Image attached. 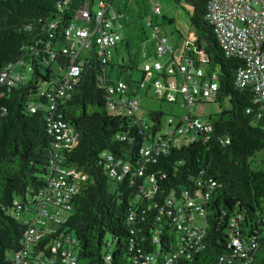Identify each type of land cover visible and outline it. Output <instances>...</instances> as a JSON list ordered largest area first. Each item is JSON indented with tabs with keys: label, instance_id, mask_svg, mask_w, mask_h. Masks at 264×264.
Returning <instances> with one entry per match:
<instances>
[{
	"label": "trees",
	"instance_id": "16d2710c",
	"mask_svg": "<svg viewBox=\"0 0 264 264\" xmlns=\"http://www.w3.org/2000/svg\"><path fill=\"white\" fill-rule=\"evenodd\" d=\"M109 1L0 0V264H14L16 254L26 264H264V107L251 86L236 85L243 60L220 46L206 0H184L195 36L184 52L204 53L192 64H206L203 77L218 88L212 101L189 105L183 96L184 115L208 129H184L182 116L162 133L161 110L143 118L127 106L131 98L139 104L138 85L153 65L121 62L116 43L95 42L98 33L88 43L65 34L71 25L90 32L101 10L105 31L121 40ZM72 43L73 53L64 52ZM169 67L164 76L178 71ZM158 82L157 95L172 102ZM201 102L220 110L202 121L190 113ZM28 230L41 235L26 242Z\"/></svg>",
	"mask_w": 264,
	"mask_h": 264
},
{
	"label": "built area",
	"instance_id": "2783aa9c",
	"mask_svg": "<svg viewBox=\"0 0 264 264\" xmlns=\"http://www.w3.org/2000/svg\"><path fill=\"white\" fill-rule=\"evenodd\" d=\"M152 1V10L156 13L159 12V6ZM207 3V19L212 25V30L216 35L220 46L224 50L225 54L230 56H236L243 60L244 65L237 70L236 73V85L245 86L249 85L253 88L257 99L262 102L264 107V0H206ZM105 1H100L99 6H104ZM103 12L101 10L96 11L94 28L89 32L82 27L70 26L65 30V34L77 35L83 43H88L90 36L98 35L95 37V42L104 48H109L116 43L119 39L120 33L116 31L106 32L105 30L109 28V21H105L102 24L101 15ZM78 15L82 18H88V12L86 6H82L78 10ZM53 24L49 25V28ZM75 28V29H74ZM96 31V32H95ZM155 35L157 32L155 30ZM75 43H72L70 48H64V52L73 53L72 47ZM189 47H187L188 49ZM172 46L165 42L164 37L158 38L156 42V52L162 54L164 52H170ZM77 53L74 52V57ZM105 57H109V51L105 53ZM156 69L161 68L159 62H155ZM145 68L148 69L149 65L145 64ZM179 70L184 73V82L180 86V91L185 95L186 102L192 105L193 101L198 97L206 100L212 101L215 93L217 91V83L215 80L210 79L204 81L202 84L196 83L193 80L194 69L187 67L186 64H181ZM77 67L72 66L70 68V74H76ZM196 75L203 74L202 70L195 69ZM5 72L0 74V81L4 80ZM214 78V74L213 77ZM155 93L160 94L161 85L156 82ZM124 85L120 83V87ZM171 99V98H169ZM123 101V100H120ZM119 101V102H120ZM116 103V102H115ZM111 102L110 105L115 104ZM127 106L131 107L133 110H137L138 101L135 98L129 99L127 101ZM186 122L183 120L185 128L197 127L198 129H208V125H203L197 120H190L186 115L184 116ZM152 191V187H149L147 193ZM62 196V195H59ZM56 201H60V197H56ZM64 201V200H63ZM64 208H68V204L63 202ZM198 229L193 231L195 234L198 233ZM189 233V231H187ZM41 232L26 231L25 241L28 242L31 238L38 239ZM238 240H233V245L239 247ZM244 255V253H242ZM14 264H26V260L23 254H16L13 257Z\"/></svg>",
	"mask_w": 264,
	"mask_h": 264
},
{
	"label": "rangeland",
	"instance_id": "374dc122",
	"mask_svg": "<svg viewBox=\"0 0 264 264\" xmlns=\"http://www.w3.org/2000/svg\"><path fill=\"white\" fill-rule=\"evenodd\" d=\"M133 5L128 9L127 11V21H126V26L122 29V31H125L128 35H130L131 39V48L133 52H137V47L138 45L144 44L145 46H148L150 48L151 42H150V36L152 33V29L149 27L147 23V18L145 17L146 14H148V10L146 7H142V3L138 0H132ZM151 3V12L153 13V25L155 24V18L157 19L156 23L158 24V29L160 30V33L162 36L165 35L167 38V42L171 43L172 45L177 44V46L173 50L174 57L177 61H174V65L177 66L178 71H175V74L173 73H167V80H169L170 87H175L178 84V94H177V99L174 102H168L164 96L162 95H157L154 91V86L153 84H149L148 81H144L143 84L138 85V91H137V97L139 99V104H138V109H137V114H140L143 118L147 116L148 110H161L164 115L162 117V125H161V132L165 133L168 131V129H172L175 127V125L182 121L181 118L182 116H185L184 114L188 113V108L184 104V98L185 95L180 91V86L184 82V73L179 70V66L181 64H186L187 67H190L194 69V74H193V80L197 82L196 77H203L201 75H196L195 74V69L199 68L202 70L204 73L206 64L202 63L201 66H194L192 64V61H187L188 59L185 58L184 61L179 62L182 58V54L184 52V48L187 49V47H192L191 45L193 44L195 40V36L191 30L190 24H189V14L191 11V7L187 2L184 0H180L179 4L175 3L173 0H157L156 3L161 7V12L156 13L152 10V1H149ZM96 7V5H94ZM123 7V4L122 6ZM141 17V18H140ZM170 19V21H169ZM142 27L144 28V31L147 34V39L145 40L143 38V33H142ZM115 29L116 27L113 26ZM193 36V37H192ZM140 37L143 38L141 41ZM157 42V41H156ZM116 47L121 53V56L124 55L125 53V41L118 40L116 42ZM142 47V46H141ZM155 51H156V44H155ZM112 55H115V52L112 51ZM204 55V54H203ZM157 57H162L161 54L156 53ZM170 53L169 52H164L163 53V58H169ZM205 57V55H204ZM205 60V58H204ZM147 62L153 65V70L151 71L153 74L157 73V69L155 67V56L151 55L147 57L146 59L142 58L138 62V68L142 67L143 64ZM161 69V68H160ZM159 69V70H160ZM13 70L15 71H21L25 76H29V70L27 65L25 67L23 66H16L13 67ZM168 70V69H167ZM140 71L136 70L133 72V77L137 79V76L139 75ZM59 74L61 72L59 71ZM180 78L181 81L177 82V79ZM54 80H57L55 78ZM208 80V78H205V81ZM204 83V81L202 82ZM200 83V84H202ZM199 84V85H200ZM253 89V88H252ZM176 92V90L174 91ZM228 104V100L226 99V102L222 107H226ZM220 108L217 103L214 102H201V103H196L193 105L190 113L193 116H198L202 121H205L207 119V116L211 113H215L219 111ZM173 120V123L170 125V121ZM261 152L256 153L254 156V165L255 166H260V156ZM113 182H109V185L112 186ZM48 211L52 214L57 213V216L60 219H64L67 217L68 212L61 206H55L53 207L52 204H49L47 206ZM203 222L202 220H197V224L201 225ZM112 247V246H111ZM70 250L73 251V253H76V248L72 244H70Z\"/></svg>",
	"mask_w": 264,
	"mask_h": 264
},
{
	"label": "crops",
	"instance_id": "0c3cea01",
	"mask_svg": "<svg viewBox=\"0 0 264 264\" xmlns=\"http://www.w3.org/2000/svg\"><path fill=\"white\" fill-rule=\"evenodd\" d=\"M155 1H157V0H155ZM140 2L142 3V7L144 6V7L147 8L148 14H146L145 17L147 18V23L150 21V23L152 24L153 28H151L152 29V33H151V36H150L151 37L150 38V42H151L150 48L148 46H145L144 44L138 45L137 52H133L132 50H130L131 46H133V45H131L130 35H128L125 31H122V29L126 26V21L128 20L127 17H126L127 16V11L133 5V1L132 0H110L109 3H107V11L112 16H115V18H116V20L114 21V24L116 22V28L113 29V30H118V31H120L123 34L120 39H121V41L122 40L125 41V45H126L124 55L121 56V53H120V51L117 48L116 50L118 52L116 53V56L119 57L120 61L123 62V63H126L125 61H126V58L128 56H131V57L134 56L133 61H135L136 65L138 66V62L142 58L146 59L147 57H149L151 55H154L155 56V62H159L161 64V69L160 70L162 72H160V74H158V73L157 74H153L152 72H148L147 71L145 73V75H144V78H143L142 82L139 85L143 84L144 81H148V83L149 84H153V86L158 81L164 82L165 84H169L168 83L169 80H167V76H164L165 73H166V67L168 69H170L169 66H171V65L174 66L173 62L177 61V60L174 57L173 51L170 52L169 58H163V54H161L162 57H157L156 56V51H155L156 41L158 40V38L165 37V35L164 36L161 35L160 30L158 29V24L156 23V21H157L156 18H155V24L153 25V13L151 12V3L149 1H147V0H142ZM122 4H123V7H121ZM159 10L161 12V7L160 6H159ZM155 30L157 32V35H155ZM142 33H143V38L146 40L147 39V34L144 31L143 27H142ZM140 38H141L140 40L142 41L143 38L142 37H140ZM172 46L176 47L177 44H174ZM190 54L184 52L182 54V58H181V60L179 62L184 61L185 58L188 59L187 61H191L193 58L197 59V60H204V58H205L204 55H203L204 53L201 50L194 49V51L191 52ZM145 64H149V63L145 62L143 64V66L140 67V68H144ZM133 72H130V73H132V76H133ZM138 76H140V73H139ZM138 76H137V78H138ZM196 78H197L198 84H200L203 81H205L204 78H201V77H196ZM178 81H181V79L178 78L177 82ZM177 88H178V84L175 87H173V86L170 87V85H168V89L164 90V93L166 94L165 97H167L168 99L171 98L172 102H174L177 99V94L179 93ZM175 90H176V92H174ZM137 91H138V89H137ZM154 91H155V88H154ZM188 112H189V110H188ZM172 122H173V120L170 121V123H172Z\"/></svg>",
	"mask_w": 264,
	"mask_h": 264
},
{
	"label": "clouds",
	"instance_id": "9594fccd",
	"mask_svg": "<svg viewBox=\"0 0 264 264\" xmlns=\"http://www.w3.org/2000/svg\"><path fill=\"white\" fill-rule=\"evenodd\" d=\"M157 53V52H156Z\"/></svg>",
	"mask_w": 264,
	"mask_h": 264
}]
</instances>
